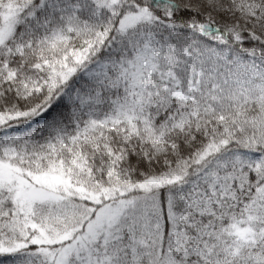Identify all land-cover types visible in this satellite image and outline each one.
Masks as SVG:
<instances>
[{
  "label": "snow or ice",
  "instance_id": "obj_1",
  "mask_svg": "<svg viewBox=\"0 0 264 264\" xmlns=\"http://www.w3.org/2000/svg\"><path fill=\"white\" fill-rule=\"evenodd\" d=\"M0 264H264V0H0Z\"/></svg>",
  "mask_w": 264,
  "mask_h": 264
}]
</instances>
